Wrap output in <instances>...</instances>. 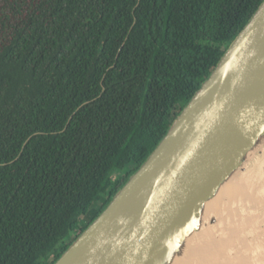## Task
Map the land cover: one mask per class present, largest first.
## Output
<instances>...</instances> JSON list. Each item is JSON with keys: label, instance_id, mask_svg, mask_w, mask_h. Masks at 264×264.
Listing matches in <instances>:
<instances>
[{"label": "trees", "instance_id": "obj_1", "mask_svg": "<svg viewBox=\"0 0 264 264\" xmlns=\"http://www.w3.org/2000/svg\"><path fill=\"white\" fill-rule=\"evenodd\" d=\"M262 1L0 0V264L59 258Z\"/></svg>", "mask_w": 264, "mask_h": 264}, {"label": "water", "instance_id": "obj_2", "mask_svg": "<svg viewBox=\"0 0 264 264\" xmlns=\"http://www.w3.org/2000/svg\"><path fill=\"white\" fill-rule=\"evenodd\" d=\"M254 166L264 168V0L147 159L53 264H202L196 247L225 214L223 189Z\"/></svg>", "mask_w": 264, "mask_h": 264}, {"label": "bare ground", "instance_id": "obj_3", "mask_svg": "<svg viewBox=\"0 0 264 264\" xmlns=\"http://www.w3.org/2000/svg\"><path fill=\"white\" fill-rule=\"evenodd\" d=\"M225 188V214L203 234L206 242L196 247L205 249L204 258H209L202 264H254L255 260H264V168L252 167Z\"/></svg>", "mask_w": 264, "mask_h": 264}, {"label": "rangeland", "instance_id": "obj_4", "mask_svg": "<svg viewBox=\"0 0 264 264\" xmlns=\"http://www.w3.org/2000/svg\"><path fill=\"white\" fill-rule=\"evenodd\" d=\"M132 166L130 165L129 168H131Z\"/></svg>", "mask_w": 264, "mask_h": 264}]
</instances>
